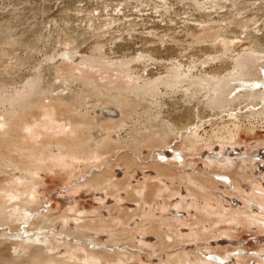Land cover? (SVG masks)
Instances as JSON below:
<instances>
[{
	"label": "rangeland",
	"instance_id": "1",
	"mask_svg": "<svg viewBox=\"0 0 264 264\" xmlns=\"http://www.w3.org/2000/svg\"><path fill=\"white\" fill-rule=\"evenodd\" d=\"M26 1H17L18 7L14 9L22 8ZM181 1L54 0L51 4L55 6L54 12L59 15L66 13L73 15L79 12L78 15L83 16L94 12V15L99 16L101 13L100 21H104V24L106 21H110L111 17L120 18V21L104 28H123L125 26L131 28L134 26L130 34L126 31L123 32V36L135 41L134 49L142 47L155 49L159 46L162 50L165 49L164 46L173 47L177 44L181 46L183 41L176 39L178 41L174 42L173 35L175 37L184 36V40L187 37H189L187 39L191 38L183 44L187 43L192 47L196 45L194 49L212 46L216 35L222 31V26L226 25L228 21H224L223 16L213 14L212 17L210 16L211 18L205 15L209 21L207 19L206 22H202L203 17L200 16L205 13L199 11L200 14H198V11H195L194 7L192 8L190 1L187 3ZM260 1L264 2V0H257L255 4L259 5ZM35 2H39V0H35ZM1 6L2 12L11 9L7 5ZM63 9H67V11L60 12ZM234 10V6H229L228 9H222L220 13L225 15L232 12V15L235 16L237 12L235 13ZM206 14H208L207 11ZM201 23L206 26H200ZM220 24L221 26H219ZM208 25L210 26L208 27ZM186 26H197L198 32L193 37L188 36V33L183 31ZM165 28H175V31L167 29L166 34L164 33ZM235 28L241 30L242 27L235 26ZM257 34L260 36L262 32ZM132 35L136 36L135 39H131ZM115 36H119V38L116 37V40L114 39L115 41L112 42L125 43L119 34L116 33ZM142 39L150 40V42L142 46ZM187 44L186 51L189 46ZM62 47V45H58L56 49ZM112 47L114 48V46H110L108 50H104L106 53H102L103 59L107 62H120L124 59L123 57L132 52V48H130L126 51L113 53L110 50ZM89 54V51H84L82 57L88 58ZM84 55L87 56L84 57ZM34 56L38 61L36 64H40L41 67L43 63V68L50 67L51 69L47 70L54 73L50 79H45L46 86L49 87L59 82L55 78V74L58 75L59 71L63 76L71 74L72 69L81 68L83 65L81 55L72 64L63 62L60 57L55 58L53 62L39 52L34 53ZM22 57V55L19 56L20 59ZM162 59L152 58L144 65L136 62L135 64L139 66L136 72L144 74L146 69L155 71L154 75H157L159 70L156 67L164 64L167 67L162 69L163 71L167 68L170 69L171 62L168 59ZM4 60V58L0 59V76L5 80H0V85H8L6 86L7 90L21 86V80L17 77L32 78L40 69V67L34 69L33 66L36 64L17 66L18 63L15 60L11 61V64ZM69 66L72 67L71 70ZM248 69L250 68L248 67ZM256 73L261 77L263 83L261 88L264 90V73L262 70H257ZM74 88L66 89L63 91L64 93L56 91L57 94L42 96L43 99H47L46 102H43L44 104L41 103L39 108L34 110L33 116L37 117L31 115L33 118L30 116L28 120H23L21 123V125L27 123V127L32 126L29 129L24 128L25 126L22 129L21 126L22 133L19 131V135L12 133L10 135L13 138H11V136L5 135L6 131L0 130V132L3 131L0 134H3L5 140H3V136H0L2 139H0L1 160L6 159L4 162H8L11 157V160H15L13 162L23 161L29 166L31 160L28 157L26 159L23 153L18 152L20 144H25L20 145L22 147L36 144L38 148L42 145L41 149L54 145V149L58 150L55 144L57 140L66 139L67 143H75L77 136H70L71 132L65 128V125L59 124L62 122H53L40 115L51 103V100H53L52 103L56 101L54 104L58 108L62 106L59 110L57 108L58 111H63L62 113L74 108V101L83 99L79 89ZM66 98H69L71 103ZM42 104L48 105L45 107ZM93 104L95 102H86L84 110L86 108L87 110L78 116L79 121L93 122L94 129L91 134L98 133L99 139L110 138L106 142L110 147L101 148L102 150H98L96 147H94L95 150L94 148L78 150L74 154L67 152L68 149H66V154H64L65 152L56 154V151H52L51 154L47 153L45 160L48 162L46 163L51 164L52 167L55 166V168L42 171L33 185L37 202L36 210L29 217L26 226L23 224L24 226L19 230L8 228L7 232L25 233V229H31L32 225L37 224L40 218H45L51 223L47 226L45 234L46 237L48 236L47 244L43 246L58 242L60 246L57 250L60 256H65L70 250H75L80 260L84 259L86 256L84 252L89 249L115 255L117 264H177L178 262L181 264H264L263 114L244 118L241 121L243 122L241 130L234 135L233 141L203 144L198 150L193 151L185 147L184 138L173 137L171 143L160 144L162 147L156 145L153 146V149L148 145L137 144V146L139 145L137 147L131 144L133 139L138 136V131L142 129L140 128L141 123L135 121L137 117L133 113L134 110L128 111L127 108L120 110L118 107L106 104L105 106L109 110L111 109L113 114L106 110L105 113L107 112L108 115L103 117L101 108L94 107ZM96 104L99 103L96 102ZM43 107L45 108L43 109ZM164 109L169 117L172 114L171 119L175 122L181 121L179 116L171 112L170 106H166ZM129 112L130 114H128ZM225 118L228 120L227 115ZM61 119L63 120L64 117L61 116ZM171 119L168 120V123L173 122L176 125L177 123ZM217 120L218 118L215 117L211 123L221 122V120ZM34 123L35 127L33 128ZM123 125L125 126L123 127ZM205 127L206 131H200L203 137L206 136V132L208 133L212 129L209 124H206ZM59 129L63 131H59ZM104 134L105 136H103ZM17 135L21 137V140L19 137L17 138ZM29 138L35 139V143ZM55 138L56 140H54ZM23 139L26 141L24 142ZM29 140L31 143L27 144ZM16 142L18 143L16 144ZM158 146L159 148H157ZM61 150L63 149L60 148L59 151ZM70 154L71 156H69ZM9 168L7 166L5 174L0 175L1 183L6 185L21 184L22 180L18 176L20 170L14 172L12 167ZM11 216L13 217V215ZM98 225H109L111 230L99 231ZM3 228H0V234L6 231ZM10 243L0 245V260L13 256V243Z\"/></svg>",
	"mask_w": 264,
	"mask_h": 264
},
{
	"label": "bare ground",
	"instance_id": "2",
	"mask_svg": "<svg viewBox=\"0 0 264 264\" xmlns=\"http://www.w3.org/2000/svg\"><path fill=\"white\" fill-rule=\"evenodd\" d=\"M17 1L20 0H0V5L11 7L7 12H2V6L0 7V59L4 58V62L11 64V61L15 60L18 63H16L17 66L36 64L38 61L34 53L39 52L53 62L55 58L60 57L63 62L72 64L78 60V56H83L84 51H89L90 54L88 58L82 57V67L72 69L71 74L62 76L60 71L58 75L55 74V78L60 83L52 84L51 87L46 86L45 79H50V76H54V73L51 70H47L51 69L50 67L43 68V63L41 67L40 64L33 66L34 69L37 67H40V69L32 78L17 77V79L21 80L20 87L14 85V89L7 90L6 86L8 85H0V130L6 131L5 135L7 134V136H11L10 134L12 133L19 135V131L22 133L21 126L24 129L28 124L25 121L24 125H21V123L23 120H28L31 115L33 116L34 110L39 108L38 106L41 103L46 102L47 98L43 99V97L51 96L56 91L64 93V90L72 87H77L83 97L81 101L75 100L73 103L74 108L71 106L72 109L67 112L64 110L65 113L58 111L62 106L58 108L54 104L56 101L52 103L53 100H51V103L47 104L48 106L43 105V103L42 106H47V108L43 107L45 110L40 114L41 117L50 119V121L62 122L59 124L61 126L62 124L65 125V128L71 132L70 136H77L75 143H67L66 139L63 141L57 140L55 144L58 150H55L54 145L45 146L44 149L43 147L41 149L40 146L42 145L38 148L36 144H30V140V142H27L30 145L24 147L20 146L24 144H20V142L18 152L23 153L26 159L28 157L31 160L29 166L23 161L13 162L15 160H11V157L7 158L8 162H4L6 159L1 160L0 158V175L5 174L8 166L12 167L14 172L20 170L18 171V176L22 180L21 184L6 185L2 184L0 179V228L4 227L6 229L0 234V245L3 246L11 242L13 243L12 248L14 251L11 258L5 260L1 258L0 264H117L115 255L108 253L88 249L84 252L86 253L84 259L80 260L75 250H70L65 256H60L57 250L60 246L58 242L55 244L48 243L49 245L43 246L47 244L46 238L48 236L46 237L45 234L47 233V226L51 223L45 218H40L39 222L32 225L31 229H25V233L7 232L8 228L19 230L22 226H26L29 217L36 210L37 202L33 185L42 171L55 168V166L52 167L51 164L46 163L48 162L45 160L47 153L51 154L52 151H56V154L62 152L66 154V149H68L67 152L74 154L78 150L83 151L94 147L99 150L101 148L106 149L109 146V143L106 142L110 138L99 139L98 133L91 134L94 129L93 122L92 124L85 120L79 121L78 116L87 110V108L84 110V105L86 102L89 103L91 101L95 102V104L96 102L99 103L93 105L101 108L103 117L107 116L108 113L113 114L111 109L109 110L105 106L106 104L118 107L120 110H123V108H127L128 111L134 110L133 113L137 117L135 121L141 123L140 128H142L138 131V136L133 139V142L130 141L135 146L142 144L148 145V147L156 145L162 147L160 144L166 143L165 145H167V142L168 144L169 142L171 143L173 137H182V139L184 138L183 143H186L185 147L188 150L196 151L203 144L210 145L214 142L226 143L233 141L234 135L241 130V123H243L241 121L244 118L247 116L252 117L253 115H264V90L261 88L263 83L260 75L256 73L257 70H262L264 73V2L260 1L259 5H257L255 4L257 0H182L183 2L186 1V3L190 1L192 8L194 7L198 14H200L199 11L205 13L200 16L203 17L202 22H206L213 14L223 16V20L228 21L226 25L222 26V31L216 35L217 37L212 46L194 49L196 45L192 47L186 43L189 45L186 51V44L184 45L183 42L191 40V38L187 39L189 37L184 40V36L178 37L176 35L177 38L173 35L174 42L178 41L176 39L183 41L181 46H179L180 44L173 47L164 46L165 49L162 50L159 46L155 49L143 47L140 49L135 47L136 49H134L133 46L136 43L135 41L133 42L132 38L136 36L132 35V40L123 36L124 31L130 34L134 26L130 25L131 28L126 26L123 28H104L120 21V18L111 17V20L106 21L104 24V21H100L101 13L99 16L94 15V12L83 16H79V12L73 15L68 13L59 15V13L54 12L55 6L51 4L54 0H39V2L27 0L22 8L14 9L18 7L16 5ZM164 1L167 2L169 0ZM229 6H234V11L235 13L237 12L235 16L232 15V12L225 15L220 13L222 9H228ZM64 10L67 11V9H63L60 12ZM208 10L211 12L209 13ZM206 11L208 14H206ZM205 15L209 17L207 18ZM195 21H198L196 17ZM203 25L205 24L203 23L200 26ZM235 26H241L242 28L238 30ZM167 29L175 31V28H165L164 33H166ZM183 31L191 37L198 32L197 26H186ZM258 32H262V34L259 36ZM116 33L121 36L125 43L112 42L116 40V37L119 38V36H115ZM166 37L168 36L166 35ZM109 42H111L110 46H114V48L110 49L113 53L126 51L130 48H132V52L123 57L124 59L120 60V62H107L102 55L104 54L103 52L106 53L104 50H108V47L110 48ZM141 42L143 43L142 46H144L150 40L142 39ZM58 45L63 47L56 49ZM107 45L108 47L105 48ZM55 50L56 52H54ZM20 55L23 56L21 59L19 58ZM86 56L84 55V57ZM152 58H156V60L168 59L171 62L169 64L170 69L167 68L163 71L162 69L167 67L164 64L156 67L159 70L157 75H154L155 71L153 70L148 71L145 69L144 74L136 72L139 67L135 64L136 62L144 65L146 61ZM188 61L191 62L189 63ZM7 68L9 69L10 65ZM0 80L5 79L0 76ZM67 100L69 101V98ZM166 106H170L172 108V111L171 109L170 111L179 116L181 121L175 122L171 119L172 114L169 117V114H166V109H164ZM106 110L108 113H105ZM243 110L246 112H242ZM226 115L228 120L225 118ZM61 116L64 117L63 120ZM215 117L221 122L212 124L211 120L214 121ZM169 119L178 125L173 124V122L171 124L168 123ZM64 121L65 123H63ZM27 122L29 123V121ZM50 124L52 123L50 122ZM206 124L212 126V129L208 133L206 132V136L203 137L200 131H206ZM23 126L25 127L23 128ZM29 127L27 128L29 129ZM61 130L59 129V131ZM131 132L133 133V131ZM18 135L17 138L19 137ZM0 136H3V134H0ZM24 136L23 138H26ZM11 138L13 137L11 136ZM19 138L21 140V137ZM23 141L25 142L26 140L23 139ZM60 148L63 150L59 151ZM15 175L17 174L15 173ZM23 214L25 215L23 216ZM100 226L99 231H109L110 229L109 225Z\"/></svg>",
	"mask_w": 264,
	"mask_h": 264
}]
</instances>
